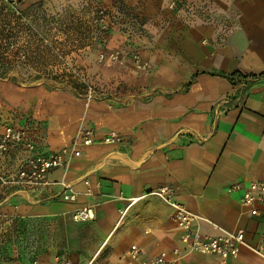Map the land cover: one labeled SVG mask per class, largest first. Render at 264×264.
<instances>
[{
    "label": "crops",
    "instance_id": "0c3cea01",
    "mask_svg": "<svg viewBox=\"0 0 264 264\" xmlns=\"http://www.w3.org/2000/svg\"><path fill=\"white\" fill-rule=\"evenodd\" d=\"M119 4V22L105 47L119 49L121 57L88 63L86 69L90 82L106 90L103 98L85 107L69 90L24 89L21 96L10 95L13 110L0 115V131L28 117L42 151L68 146L85 124L95 134L65 171H51L48 186H14L6 199L18 203V217L62 221L71 220L72 210L91 205L94 218L78 224L94 234L95 243L72 264H97L101 252L102 264H137L126 256L132 244L144 257L181 245L171 209L148 193L173 185L197 216L199 232L245 231L236 258L222 263L216 256L190 253L177 264H264L258 251L264 245V201L252 216L238 203L241 189L227 190L233 183L242 188L264 181V0H45L43 6L52 13H73ZM134 49L153 65L150 73L133 67L127 53ZM220 72H239L245 80L232 83ZM110 131L122 141L101 142ZM15 154V149L8 152L7 163ZM3 165L0 160V170L9 173ZM60 181L79 193L75 202L59 199ZM133 197L140 198L129 204Z\"/></svg>",
    "mask_w": 264,
    "mask_h": 264
},
{
    "label": "rangeland",
    "instance_id": "374dc122",
    "mask_svg": "<svg viewBox=\"0 0 264 264\" xmlns=\"http://www.w3.org/2000/svg\"><path fill=\"white\" fill-rule=\"evenodd\" d=\"M27 1L0 0L3 116L13 110L9 107L10 95L21 96L24 89H62L79 96L78 75L90 80L88 63L103 62L92 55L98 46V34L88 23L90 16L83 12L85 7L73 13L68 9L52 13L40 6L33 8L35 3ZM88 44H92L90 49L85 48ZM0 174L9 175L1 170ZM13 189L16 187L11 184L0 183V264H72L93 247L94 234L72 219L18 217V203H13L11 197L6 199ZM101 253L97 264H102Z\"/></svg>",
    "mask_w": 264,
    "mask_h": 264
},
{
    "label": "built area",
    "instance_id": "2783aa9c",
    "mask_svg": "<svg viewBox=\"0 0 264 264\" xmlns=\"http://www.w3.org/2000/svg\"><path fill=\"white\" fill-rule=\"evenodd\" d=\"M172 6L173 3L170 4V7ZM120 7V4L116 5L115 8L99 5L91 9H87V7L83 9V12L90 16L88 23L96 28L98 45L102 46L94 50L99 61L106 59L116 61L122 55L119 49H107L105 47L111 28L119 22L117 19ZM11 9L15 13H19L15 7H11ZM131 19L134 22V19ZM130 28L135 29L131 26ZM129 31L131 32L130 29ZM201 42L205 43V39ZM91 45L88 44L85 48L90 49ZM127 55H129L135 69L146 74L152 71L153 65L142 58L137 50H131ZM77 81L81 86L79 94L85 107L90 101L103 98L107 94L106 90L99 89L91 83L87 76L78 75ZM31 126V120L25 117L23 123H6L0 131V160L10 170L7 177L1 175L3 173L0 174L1 184L32 188L48 186L51 183L49 177L51 171L55 169L65 171L70 160L80 155V147L91 145L94 142V128L85 124L76 131L68 146L42 151L37 145ZM121 141L122 136L114 131H110L101 139V142L105 144ZM13 149L16 150L15 158L12 162L7 163V154ZM60 184L63 190L58 195L59 199L63 202H75L79 193L64 181H60ZM84 185L86 194H91L90 182L84 180ZM239 189H241V194L238 197L239 205L246 208L250 215H258L260 213L258 205L264 201V181H252L242 188L233 183L229 185L227 190L232 193ZM148 193L157 197L171 209L170 219L180 230L179 242L181 245L170 251H161L154 256L144 257L141 248L137 244H132L128 248L126 256L133 262L137 264H177L183 255L190 253L216 256L222 263L237 257L240 246L244 243L245 231L243 228L215 235L203 234L199 232L196 226L197 216L178 199L175 186L159 185ZM139 198L128 199L129 204L134 203ZM94 215V209L91 205H84L70 212V217L74 222L90 221ZM258 251L264 254V245H261Z\"/></svg>",
    "mask_w": 264,
    "mask_h": 264
},
{
    "label": "trees",
    "instance_id": "16d2710c",
    "mask_svg": "<svg viewBox=\"0 0 264 264\" xmlns=\"http://www.w3.org/2000/svg\"><path fill=\"white\" fill-rule=\"evenodd\" d=\"M35 3V5H32V4H34ZM31 5H32V7L33 8H37V7H41L42 9H44L45 10V8H44V6H43V4H44V2L42 1V0H39V1H37V2H33V3H30ZM98 43H99V41H98ZM102 46H100V45H98L97 46V49L98 48H101ZM1 65H3L2 63H0V66ZM2 74H4V73H2ZM218 75H220V76H223V77H225V78H227L230 82H232V83H234L235 82V79H244L245 80V76H243L241 73H239V72H234V73H232V74H224V73H218ZM253 83V81H249V82H245V85H244V87L242 88V92H244V91H246L250 86H251V84Z\"/></svg>",
    "mask_w": 264,
    "mask_h": 264
}]
</instances>
